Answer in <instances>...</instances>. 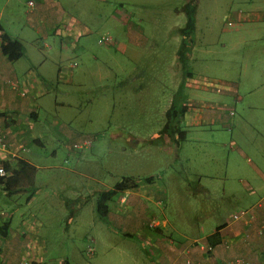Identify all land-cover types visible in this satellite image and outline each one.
Instances as JSON below:
<instances>
[{
	"label": "rangeland",
	"instance_id": "rangeland-1",
	"mask_svg": "<svg viewBox=\"0 0 264 264\" xmlns=\"http://www.w3.org/2000/svg\"><path fill=\"white\" fill-rule=\"evenodd\" d=\"M5 1L0 0V7L4 9L5 18L16 27L19 17L9 13L15 6L12 2L5 6ZM108 2L116 5L114 0ZM122 6L132 11V21L142 29L139 43L135 46L127 44L125 50L120 51L121 56L114 51L110 65L108 59L106 63L110 69L99 60L91 64L85 60L78 64L77 61L74 70L80 73L79 83L73 81L65 86L68 93L58 96L66 100L79 99L80 107L76 111L68 110V120L64 114L60 121L79 129L91 140L94 137V151L83 149L79 158L69 155L68 162L64 164L63 144L69 139L56 141L46 137L43 139L44 148L34 147L41 153L45 151V154L50 149L55 150L54 155L43 159L45 162L38 160V163L53 166L36 169L33 189L40 185L43 187L37 192L30 190L9 198L0 193V211H10L12 215L10 227L15 228L24 216L29 223H34V227L27 231L31 248L39 246V240L44 243V250H33L41 251L40 255L37 254L40 259H24L44 264H64V261L67 264H162L154 250L144 247L141 230L134 231L129 237L123 236L121 240L109 235V241L121 244L123 254L120 257L111 256L109 259L100 253L87 255L85 249L92 246V232L80 224L68 226V213L62 202H79V193L89 201L95 200L96 196L82 190L79 177L68 169H87L94 178L109 186L123 178L137 184L144 182L149 173H155L156 188L160 186L163 190L153 195L157 204L147 202L149 214L154 217L161 238L171 239L175 245L194 238L202 240V236L227 223L231 214L246 208L263 192L262 186L249 192L245 182H240L252 176L251 164L255 163L260 152H264V141L254 132L257 128L253 130L251 125L244 123L236 129L233 124L226 128L217 127L216 133L227 137L224 138L225 143L236 139L237 147L243 153L241 159L235 153V141L233 149L223 146L221 150L214 144H205L202 139L210 135L202 134V125L186 128L187 124L179 123V117H175L177 120L172 117L171 123L172 127L176 124L177 129L185 130L186 139L179 140L181 148L170 150L157 136L165 122L164 106L172 95L175 109L185 106L187 111L194 113V110L198 112L202 108L200 105L205 92L199 86L202 82L211 81L206 77L222 75L237 78L243 72L245 76L238 87L240 93L251 69L248 67L244 71L240 67L239 52L246 50L247 45H242L238 51L233 46L251 36H242V28L250 27L253 33L259 31V35L264 34V19L255 21L251 18L253 14L264 13V0H123ZM23 9L24 5H20V16ZM181 40L192 47H187L185 57L177 53L182 49L179 46ZM257 45L264 51V39ZM257 53L263 52L259 50ZM33 55H37L34 50ZM180 55L183 59H178ZM181 67L193 73L192 77L183 80ZM205 74L207 76L203 77ZM221 86L219 82L210 85L214 90H220ZM206 95L209 99L227 101L212 90ZM221 104L230 115L235 111V118H239V109L229 108L232 102ZM257 131L263 133L259 129ZM113 132H121L124 137L133 134L146 140L142 139L131 148L122 137L110 139L109 134ZM121 147L126 150L122 151ZM94 186L95 189H104L97 183ZM145 188L153 192L155 187ZM28 194L30 198L27 200ZM119 195L120 192L115 191L109 202H115ZM96 226L95 232L101 240L110 233L111 227L100 223Z\"/></svg>",
	"mask_w": 264,
	"mask_h": 264
},
{
	"label": "crops",
	"instance_id": "crops-1",
	"mask_svg": "<svg viewBox=\"0 0 264 264\" xmlns=\"http://www.w3.org/2000/svg\"><path fill=\"white\" fill-rule=\"evenodd\" d=\"M29 1H32L31 6H29ZM114 1H116V5L110 4L108 0H6L5 6L10 2L15 6L9 13L10 16L19 17V25L16 27H13L11 20L5 18L4 9L0 7V27L3 31L0 43V131L5 134L7 145L6 151L0 153V162L4 161L10 164L6 176L15 172L13 167L15 159L27 161L35 167V172L37 168L53 167L45 165L47 163H38V160L42 159V162H45L43 159H47L48 155H54L55 150L50 149L47 151L48 154H45V151L41 153L38 148H34L35 146L44 148L43 139L46 137H52L56 141L64 138L69 139L63 144L65 158L62 162L64 164L68 162L69 155L79 158L83 149L94 151L96 147L92 142L94 137L91 140V137L83 135L79 129H73L60 121V116L64 114L65 120H68V110L76 111L80 107L79 99L66 100L58 98V96L67 94L68 90L65 86L71 85L73 81L75 84L79 83L80 73L74 70L77 67V61L78 64L84 60L91 64L99 60V62H103L104 66H107V59L110 65V61L113 59L112 55H115L114 51L118 52V56H121L127 44L135 46L139 43L142 29L132 21V11H128L122 6L123 0ZM17 4L18 7H16ZM20 5H24L21 16L18 10ZM251 18H254L255 21L262 20L264 13L253 14ZM243 20L245 19L243 18ZM242 30V36L250 34L251 36L245 37L233 47L238 51L242 45V47L247 45L246 50L239 52L241 55L239 57L240 67L244 71L248 67L251 69L246 76V84L243 89L239 93L238 87L245 76L243 72L237 78L222 75L206 77L211 81L202 82V86H199L205 92L200 105L202 110L199 109L198 112L194 110L193 113L184 109L179 117V123L187 124L186 128L202 125V134L206 132L210 135L207 139H202L205 144H214L221 150L223 146L233 149V141H235V148H237L235 153L240 159L243 153L237 147L236 139L225 143L227 137L224 139L223 135H218L216 131L218 126L226 128L233 124L236 129L240 123H244L251 125L253 130L257 128L262 131L263 133H259L254 130L264 141V51L263 47L257 45L264 39V34L259 35V31L253 33L250 27L242 28ZM4 38L15 39L21 43L22 53L17 59L9 60L1 52ZM104 38L108 39L104 40ZM187 45L189 44H185L184 40L180 41L179 46L182 49L183 47L186 49ZM182 49L177 50V53L183 54L182 52H184L183 56L185 57L186 51ZM33 50L37 55H33ZM259 50L263 53L258 54ZM178 59H183V57L180 55ZM114 64L116 65V63ZM107 67L110 69V66ZM181 70L180 75L183 80L192 77L193 73L190 71L183 67ZM223 70L226 71V67ZM212 82L222 84L220 90L210 87ZM211 90L219 93L220 97L227 101H219L213 97L209 99L206 93ZM173 100L174 95L167 100L164 106L165 122L157 136L162 144L170 150L181 148L179 140L186 139L185 130L178 129L183 131V134L177 137L176 131L173 129L175 126L172 127ZM223 102H232L229 108L239 109V118H235V111L230 115L227 110H224V106L221 104ZM191 114L193 116H190ZM49 118L51 122H49ZM172 119L177 120L178 118ZM120 137L128 142L130 147L145 139L133 134H127L124 137L121 132L109 134V138L112 140H117ZM84 143L87 144L82 146ZM76 144H79L80 147L75 148ZM121 150L125 151L126 149L121 147ZM250 168L252 176H247L240 182H245L249 192H253L255 187L262 186L261 196H263L264 152H260L255 157V163L251 164ZM68 170L79 177L78 182L82 186L80 188L88 191V194L97 196L101 190H109L114 186V184L112 186L105 185L101 180L94 178L87 169ZM153 175L155 173H149L144 178V182L139 181L134 187L117 190L120 192L117 200L109 202L110 199L106 202L107 213L104 218L97 215L95 200L89 201L88 197L83 198L82 193L77 192L80 194L79 202H62L68 213L66 224L68 226L80 224L92 232L90 238L92 246L88 245L92 250L91 254L100 253L109 259H112L111 256L120 257L123 254V250L120 248L121 244L109 241V235L112 234L117 240H121L123 236L129 237L134 231L141 230L140 236L144 247L149 246L151 250H154L162 264H189L188 262L192 264H232L234 259L240 260L238 264H264V233H258V230L264 226V202L257 205L261 196L243 208L251 209L252 215L248 220H232L230 216L227 223L217 226L213 231L202 236V240L194 238L187 243L175 245L171 239L161 238L159 228L155 226L156 221H153L154 217L149 214L150 209L147 202H155L153 200L154 193L159 192L160 189L163 190L160 186L159 189L156 188L158 184L153 179ZM95 183L104 186V189H95ZM34 185L33 179V187ZM153 185L155 187L153 192L145 188H152ZM33 187L31 191L36 190L37 192L43 186L40 185L36 189ZM22 192L19 191V193ZM0 193L3 195L1 188ZM122 197L124 198L123 202H120ZM50 203L48 202V204ZM155 203L157 204V202ZM6 219H8L6 234L0 236V264H18L24 258L40 259L37 254L40 255L41 251L33 250L36 248L44 250L43 241L39 240V246L31 248V240L28 236L30 234H27V231L34 227V223L32 224V221L29 223L28 219L22 216L17 226L11 228V212L0 211V223ZM33 220L39 225L35 217ZM97 223L111 227L110 230L107 228L110 233H106L102 240L98 232H95V228H98ZM103 230L104 228L101 231ZM85 252L89 255L86 249ZM111 252L113 253L111 254ZM22 253L24 254L22 255ZM120 261L119 259L118 262ZM64 264L67 262L64 261Z\"/></svg>",
	"mask_w": 264,
	"mask_h": 264
},
{
	"label": "trees",
	"instance_id": "trees-1",
	"mask_svg": "<svg viewBox=\"0 0 264 264\" xmlns=\"http://www.w3.org/2000/svg\"><path fill=\"white\" fill-rule=\"evenodd\" d=\"M187 47H191L190 45ZM186 47V49H187ZM184 50L187 52L185 47ZM1 52L6 55L9 60L17 59L22 53V45L19 41L15 39L4 38L3 43L1 44ZM188 53V52H187ZM184 54V53H183ZM172 108H174V100L172 102ZM185 106H181L180 108L173 109V118L180 117L183 113ZM172 113V112H168ZM175 126L176 136L179 137L183 134V131L177 129V125ZM1 163V162H0ZM1 165L3 166L5 171H8L10 164L8 162L2 161ZM13 167L15 168V172L12 175L4 176V178H0V188L6 197H10L13 194L19 193V191L27 192L30 191L33 187V179L35 174V167L29 164L27 161L23 159H15L13 163ZM128 185V186H127ZM135 183H132L130 179L123 178L121 182H117L114 184L112 189L109 190H101L95 199V211L100 218H104L107 213V204L106 202L111 199L113 193L120 189L134 187ZM30 194L27 195L26 199H29ZM8 226V219L0 223V236H5V230ZM215 235V232L213 236ZM209 240V239H208ZM211 240V239H210Z\"/></svg>",
	"mask_w": 264,
	"mask_h": 264
},
{
	"label": "built area",
	"instance_id": "built-area-1",
	"mask_svg": "<svg viewBox=\"0 0 264 264\" xmlns=\"http://www.w3.org/2000/svg\"><path fill=\"white\" fill-rule=\"evenodd\" d=\"M31 5H32V1H29V6H31ZM2 36H3V31L0 27V43L2 41ZM107 39L108 38H104V40H107ZM86 144L87 143H84L82 146H85ZM77 147H80V145L76 144L75 148H77ZM6 149H7V145L5 142V134L0 131V153L5 152ZM4 176H6V171L4 170L3 166L0 163V178L2 179V178H4ZM123 199H124L123 197L120 198V202H123ZM262 202H264V195L261 196L260 201L257 203V205H261ZM251 215H252L251 209H240L231 215V219L232 220H239V219L248 220L249 218H251ZM258 233H264V226L258 230ZM87 252H88V254L92 253V250L90 247L87 248ZM239 262H240V260L234 259L232 261V264H238ZM188 263L192 264L191 262H188ZM18 264H44V263H42L41 261H38V260L23 259Z\"/></svg>",
	"mask_w": 264,
	"mask_h": 264
}]
</instances>
